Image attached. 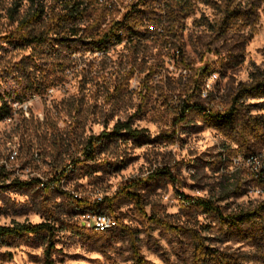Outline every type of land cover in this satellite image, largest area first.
Listing matches in <instances>:
<instances>
[{"label":"rangeland","instance_id":"obj_1","mask_svg":"<svg viewBox=\"0 0 264 264\" xmlns=\"http://www.w3.org/2000/svg\"><path fill=\"white\" fill-rule=\"evenodd\" d=\"M31 1L0 0V106L11 108L0 119V225L40 222L46 208L64 222L78 223L79 234L57 233L52 251L56 264H133L134 248L152 264H189L192 240L180 229L195 230L210 248L254 256L256 248L225 237L213 217L187 207L180 198V194L211 198L225 206V212L263 204L264 196L250 190V176L232 167L238 155L230 150L235 144L193 113L183 121L173 119L189 85L191 73L184 64L207 63L213 70L216 77L208 79V90L219 111L227 108L241 84L250 81L251 72L264 66V4L255 34L242 46L232 32L214 39L202 22L203 18L213 22L215 9L197 3L173 29L158 35L139 26L130 39L113 43L106 51H92L79 41L50 39L35 46L9 41L5 35L32 8ZM38 2L44 15L24 28L30 34L45 30L52 13L61 8L60 0ZM199 18L201 24L194 22ZM259 102L243 99L251 114L264 113V108L256 107ZM128 118L132 126L147 130V143L111 142L90 163L94 171L68 167L66 175L45 191L34 184L8 185L12 179L47 182L81 157L90 135ZM167 135L171 139L164 141ZM159 166L168 167L176 182L157 179L139 189L146 216L131 201L115 199L110 215L116 226L109 231L95 233L87 227L86 211L76 208L64 193L105 199L125 179L145 176ZM231 181H238L241 195L219 200L223 186ZM152 214L161 222L149 221ZM43 249L42 237L14 238L10 246H0V264H42ZM256 258L245 264H264V252Z\"/></svg>","mask_w":264,"mask_h":264},{"label":"trees","instance_id":"obj_2","mask_svg":"<svg viewBox=\"0 0 264 264\" xmlns=\"http://www.w3.org/2000/svg\"><path fill=\"white\" fill-rule=\"evenodd\" d=\"M60 3L61 8L52 13L46 29L30 34L24 28L37 22L44 15L41 2L32 0V8L21 18L15 29L5 35L6 38L10 39L9 41L19 40L33 46L44 44L50 39L70 44L79 41L92 51H106L111 44L133 37L136 34L135 28L139 26H145L147 29L149 25H161L163 32L167 28L173 29L177 27L179 21L194 12L197 3H203L212 6L216 12L213 22H209L207 18H203L202 22L213 31L214 39L217 40L227 32H232L237 34L239 39L237 45L242 46L256 32L258 11L261 4H264V0H133L131 4L124 6V11L116 18L112 16L114 12L98 5L97 0H60ZM107 17L108 20H106ZM195 21L201 24V18ZM70 37L76 38L71 39ZM215 53L219 52L215 51ZM240 53L241 51L232 53L231 56L237 57ZM184 65L191 74L185 99L178 106L179 115L173 119L174 123L183 121L189 113L195 114L202 124L217 129L226 139L235 144L233 149L227 146L233 155L258 152L264 148V113L251 114L247 106L243 104V99H261L262 102H259L260 104L256 107L264 108V66L251 72L250 81L241 84L230 98L227 108L219 111L215 108V104H212L214 96L211 91L208 90L205 96L201 95L204 82L213 70H209L207 63L200 67ZM0 112L1 119L10 114L11 108L4 103L0 106ZM149 137L145 128L132 126L130 118L117 120L110 129H103L85 140L80 150L81 157L72 160L70 171H73L77 165L86 173L94 171L90 169V163H93L102 148L111 142L131 141L141 145L147 143ZM163 139L167 141L171 139V136L167 135ZM64 175H66V167L54 174L47 182L38 179L29 181L12 179L8 185L27 187L34 184L41 186V189L45 191L54 182H59ZM2 177L6 178L5 175ZM157 179H163L171 184L176 182L175 174L168 167L159 166L145 176L125 179L118 184L111 197L100 202L64 193L76 208L85 210L86 213L111 214L115 206L114 200L123 197L131 201L140 214L146 216L139 189ZM240 195V184L238 181H231L223 186V195L219 200ZM180 198L187 207L213 217L212 221H215L225 237H232L237 241L245 240L256 248L257 255L264 252V203L253 208H240L233 212H225V206L216 204L211 198L188 197L181 194ZM42 218V221L37 223L13 222L10 225H0V246H10L14 238L28 235L39 236L44 242L42 264H56L52 258V251L57 233L70 231L79 234L81 226L76 222H64L49 208L45 209ZM147 219L161 222L154 214L148 216ZM180 231L188 233L192 240V255L189 264H245V261L249 259L259 260L256 254L254 256L240 255L236 252L227 253L210 248L204 243V238L193 229H180ZM100 232L95 231V233ZM132 252L133 264H152L144 260L135 248Z\"/></svg>","mask_w":264,"mask_h":264},{"label":"built area","instance_id":"obj_3","mask_svg":"<svg viewBox=\"0 0 264 264\" xmlns=\"http://www.w3.org/2000/svg\"><path fill=\"white\" fill-rule=\"evenodd\" d=\"M132 2L133 0H97L98 5L116 14L114 18L120 16V14H122L125 9L124 6L127 4H131ZM148 28L153 30L154 34L159 35L160 33H163V28L161 25H149ZM120 34H122V31H120ZM213 77H216V75L212 72V75H208V77L206 78L203 89L201 91L202 96H205L209 89L208 79ZM258 152H262V159H264V148H262ZM68 167H71V165L69 164L66 167V170ZM232 167L234 170H243L244 172H249V175H251L253 179V191H256V193H264V166H257V159H252V155H249V153L238 154L232 159ZM93 200L102 201L103 199L100 196H96V198H94ZM86 217L87 227H90L93 230L103 228L105 221H112V224L116 226V219L108 213L93 212V214H86Z\"/></svg>","mask_w":264,"mask_h":264},{"label":"bare ground","instance_id":"obj_4","mask_svg":"<svg viewBox=\"0 0 264 264\" xmlns=\"http://www.w3.org/2000/svg\"><path fill=\"white\" fill-rule=\"evenodd\" d=\"M212 75V74H211ZM249 155H252V159H257V166H264V159H262V152H248ZM224 160V158H222ZM247 175H249V172H246ZM249 179L253 185V179L251 177V175H249ZM250 190L253 191V186L250 187ZM251 191V192H252ZM256 195H260V196H264V193H256V191H253ZM100 202V201H99ZM86 214H93L92 213H86ZM115 227L114 224H112V221H105L103 228H100L96 231H101V232H105V231H109L112 230Z\"/></svg>","mask_w":264,"mask_h":264}]
</instances>
